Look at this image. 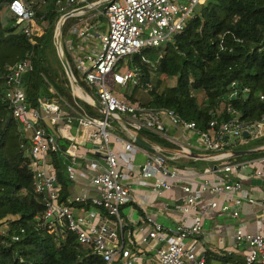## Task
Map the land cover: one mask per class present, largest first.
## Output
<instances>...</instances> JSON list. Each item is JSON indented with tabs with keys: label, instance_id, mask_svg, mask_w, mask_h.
I'll return each instance as SVG.
<instances>
[{
	"label": "built area",
	"instance_id": "1",
	"mask_svg": "<svg viewBox=\"0 0 264 264\" xmlns=\"http://www.w3.org/2000/svg\"><path fill=\"white\" fill-rule=\"evenodd\" d=\"M44 0H13L8 4L15 25L22 27L25 36H40L42 30L36 26L34 7ZM213 0H65L60 11L62 15L54 27V42L57 36L62 40V27L69 18H81L96 10V14L79 20L70 27L84 50L82 57L75 60V68L81 74L83 82L93 95L83 91L72 74L68 78L72 95L95 109L100 115L90 117L80 109L77 101L74 104L56 96L52 100L40 102V110L31 109L27 103L22 78L33 66L25 58L10 68L4 98L11 110V116L19 124L22 133L28 139L30 170L33 173L34 191L44 196L43 224L51 233L67 231L73 234L79 245H89L101 260V264H207L204 254L196 255L193 245L203 233L200 220L190 226L185 219L197 211V206L204 194L209 196L206 207L218 216L239 218V212L229 205L240 206L243 203H256L243 182L236 178L239 172L255 167L251 178L264 182V156L257 160L232 161V153L224 148L233 141L264 138V111L254 121L242 118L240 111L232 107H221L212 114L205 130H200L194 122L186 121L167 108H152L133 104L123 95L115 96L107 86V78L112 85L122 88L129 95L130 86L140 85V72L127 61V68L120 73L125 57H130L144 48H157L169 42L175 35L183 32L186 23L192 18L195 10ZM107 2L102 10L98 4ZM96 17L106 21V31L95 33ZM41 31H40V30ZM63 45V43H62ZM66 48L73 51L71 42L65 41ZM75 54V52H73ZM72 73V72H71ZM236 82L231 83L228 98L231 100L246 99L250 90L240 88ZM79 89L82 95L75 93ZM124 94V93H123ZM264 103V94L259 95ZM95 103L99 108L95 107ZM226 114L227 118H224ZM109 120L118 123L122 136L113 135L109 130ZM165 120L180 135H171ZM44 123V124H43ZM75 129V137L72 134ZM246 132L247 136H243ZM165 140L171 150L152 141L144 135ZM195 140L193 141V139ZM112 140V143H111ZM139 141L142 145H138ZM92 146L90 151L97 155L91 166L95 174L89 181L97 190L96 196L89 198L76 196L67 203L59 202L56 175L49 162L51 153H61L70 159L66 164V175L70 181L75 177V159L79 158L80 143ZM113 144V146H111ZM146 145L147 149H144ZM63 146V147H61ZM63 148V149H61ZM264 150V145L257 148ZM256 149V150H257ZM124 154V162L118 160L119 152ZM144 154V161L136 166L135 155ZM170 152V153H169ZM192 154H197L192 157ZM199 156V157H198ZM203 158L218 167L211 168L210 173L217 174L211 180L202 179L193 190L191 184L196 182V174L188 168L177 167L182 159ZM190 168V167H189ZM138 186H150L160 195L171 188L180 187L184 197L177 207L184 220L176 222L172 229L164 227L149 216L144 220L149 226L148 233L142 238L147 244L153 240L156 244L149 259L136 249L130 239V233L124 236L127 224L121 218V209L132 202V182ZM151 182V184L149 183ZM222 196L227 201L218 206L216 197ZM70 204L89 205L84 213L75 214ZM264 209V200L260 201ZM23 232V231H21ZM237 245H243L244 264H264V233L249 234L241 225L234 232ZM17 241L18 237H12Z\"/></svg>",
	"mask_w": 264,
	"mask_h": 264
},
{
	"label": "trees",
	"instance_id": "2",
	"mask_svg": "<svg viewBox=\"0 0 264 264\" xmlns=\"http://www.w3.org/2000/svg\"><path fill=\"white\" fill-rule=\"evenodd\" d=\"M11 1L0 0V264H101L92 246L79 245L67 231L51 233L43 224L45 198L34 191L27 154L30 145L4 98L10 68L28 58L33 68L23 76L22 85L31 109L40 110V102L57 95L71 105L78 102L72 95L54 42V27L63 13L62 3L57 2L65 0H44L35 5L34 20L42 34L32 38L15 25L8 8ZM78 20L69 18L63 24V51L78 86L90 95L75 68V60L82 57L84 50H80L77 38L69 33ZM66 40H70L73 51L66 48ZM129 65L140 72V85L135 88L151 95V104L145 106L170 109L182 119L194 122L200 130L207 128L212 114L221 107H232L241 112L243 119L254 121L264 111V103L259 100V95L264 94V0H213L200 6L182 33L162 46L134 53L129 57ZM169 78L174 79V85L164 87V80ZM233 82L250 90L246 99L228 98ZM123 98L130 100L127 93ZM78 105L88 116H98L90 106L82 107L79 102ZM144 136L164 148L170 147L163 139ZM248 141H233L224 150L241 152L264 145V138ZM260 156H264V150L257 149L235 158ZM49 162L56 175L59 202L67 203L70 197L67 160L61 153H51ZM195 162L199 161L186 165ZM179 165L176 166L181 169L189 168ZM78 207L87 209L89 205ZM14 236L17 241L12 239ZM204 256L207 264L214 257L209 252ZM219 260L224 264H244L243 258L234 254Z\"/></svg>",
	"mask_w": 264,
	"mask_h": 264
},
{
	"label": "crops",
	"instance_id": "3",
	"mask_svg": "<svg viewBox=\"0 0 264 264\" xmlns=\"http://www.w3.org/2000/svg\"><path fill=\"white\" fill-rule=\"evenodd\" d=\"M165 125L168 126V130L171 135H180V133L175 130L167 120H165ZM44 124V123H43ZM72 134L77 137L79 134H76L75 129H72ZM144 139L149 140L144 136ZM248 142H251L253 140L248 139ZM150 141V140H149ZM153 142V141H152ZM80 147H78V152L80 157L75 159V177L73 181H70L69 186V199H73L76 196H83V197H91L97 195V190L94 186L90 184V177L93 176L96 172L91 166L92 160L97 159V155L93 154L90 151V147H88L89 144H83L80 143ZM147 146L144 145V149ZM169 147V146H168ZM259 148V147H258ZM167 151L171 150L170 148H166ZM254 150H248V151H255ZM243 152V151H241ZM170 153V152H169ZM251 153V152H250ZM197 155V154H195ZM241 155H248V154H237L234 155L232 153V161H248V160H257L260 159L263 156L260 157H252L247 159H237L235 158ZM196 157V156H195ZM199 157V156H198ZM64 159L67 160L66 164H69L71 161L68 158ZM121 162H124V159H119ZM144 161V154L137 153L135 155V164L136 166L141 165ZM199 161L203 163L201 167H195L193 164L186 165L188 162H194ZM195 162V163H199ZM182 166H189L188 170L192 174H196L199 176L196 180V182L191 184V188L193 190L197 189V182L202 179H208L211 180L217 176V174H213L215 172L210 173L211 168H215V166L218 165V163H212L210 161H207L205 159H182L177 164ZM255 164V163H254ZM256 164H261V162L256 161ZM179 165V166H180ZM262 165V164H261ZM218 167V166H217ZM257 167H250L247 170H242L239 172V175L236 177L240 179L244 186L245 191L252 195V197L255 199L256 203L248 204L243 203L240 206H234L231 202L229 203L230 207L233 210H236L239 212V218L233 219L229 216H218L216 214H213L209 211V209L206 207V203L209 199V196L204 194L202 198L200 199L197 211L191 213V215L187 218H184L182 214L179 213L177 210V207L180 206L183 202V193L180 189V187L175 186L171 188L170 190L164 191L161 195L156 194L157 197H160L161 200H154V192L152 191L150 186L142 187L139 190L137 181L132 182V193L131 196L134 199L132 202V205H134L133 211L127 209L129 207L127 204L121 209V218L124 220V222L127 224L126 228L124 229V236L126 238V233H130V239L134 243V246L136 249H139L143 252V254L149 259L151 255H153V250L156 246L155 242L153 240H150L147 244L142 243V238L145 237L148 233L149 226L144 220L145 216H149L154 221L162 224L164 227L168 229H172L174 227V224L176 222H180L185 219V225L190 226L193 224L195 220H200L202 225L203 233L199 238L198 244L193 245V251H197L195 253L196 255L204 254L205 252H209L213 259L209 261V264H224V261H220L219 259H222L225 255H240L241 258L244 256V249H246L243 245H237V243L234 240V232L238 225H241L244 230L249 234H258V233H264V209L260 204V201L264 200V182L258 181L255 178L250 177V173L252 170ZM151 184V182H149ZM218 206H223L227 203L228 200H226L222 196H217L216 198ZM79 205H76L72 207L75 214H81L85 212L84 207H78ZM89 208V207H88ZM87 208V209H88ZM135 214L136 219L134 221L130 220L131 215ZM184 218V219H183ZM218 258V259H216Z\"/></svg>",
	"mask_w": 264,
	"mask_h": 264
},
{
	"label": "rangeland",
	"instance_id": "4",
	"mask_svg": "<svg viewBox=\"0 0 264 264\" xmlns=\"http://www.w3.org/2000/svg\"><path fill=\"white\" fill-rule=\"evenodd\" d=\"M103 7H104V6H99L98 9H99V10H102ZM96 10H97V9L92 10L91 12H89L88 14H86L85 16H83V17H81V18H78V19L81 20V19H84V18H86L87 16H90V15H92V14L94 15V14L97 13ZM4 17H5V16H4ZM79 20L77 21V23L79 22ZM101 21H103V23H102ZM93 22L95 23V28H96L95 33H100V32H101V31H100L101 28H102V29H106V21H105L104 18H102V20H101L99 17H96V18L93 20ZM100 26H101V28H100ZM39 30H40V29H39ZM40 31H41V30H40ZM69 41H70V40H67V45H68V42H69ZM64 42H65V41H64ZM78 42H79V41H78ZM65 46H66V45H65ZM55 48H56V47H55ZM128 60H129V57H125V58L123 59V61H122L123 66L119 69V72H120V73H122V72H124V71L126 70V68H127V66H128V64H127V61H128ZM173 85H174V79H170V78H169V79L164 80V85H163L164 87H166V86L170 87V86H173ZM107 86H108V88L111 90L112 94L115 95V96H119L120 94L123 95V93L126 94V90H125V92H124V90H123L122 88H119V87H117V86L112 85L111 80H110L109 78H107ZM75 90H77V89H75ZM71 91H72V89H71ZM79 92H80V91H79ZM128 92H129V98H130L129 101H131L133 104H136V103H139V104H141V105H149V104H151V95H150L147 91H145V90H143V89H140V88L136 89V88H134L133 86H130ZM89 93H90V95L92 94V95L94 96L93 99L96 100V99H95L96 97H95L93 91H90ZM81 94H82V93H81ZM199 98H201V95H198V99H199ZM78 102L81 104L82 107H86L84 103L80 102V100H78ZM97 115H98L97 118H99L100 115H99V114H97ZM109 123H110V126L112 127V128H110L109 131H110L113 135H116V136H122L118 123L115 122V121H112V120H109ZM194 140H195V138L193 139V141H194ZM111 143H112V140H111ZM111 146H113V144H111ZM88 147L91 148L92 146L88 145ZM240 147H241V146H239V148H240ZM235 150H237V148H233V151H235ZM27 154L29 155V152H27ZM117 157H118L119 159H124V154L120 151V152H119V155H117ZM121 162H122V161H121ZM194 164H195V165H194ZM193 165H194L195 167H201V166L204 165V164L201 163V162H199V163H193ZM254 166L259 168V164H254ZM141 188H142V187H139V190H144V189H141ZM162 193H163V192H162ZM162 193H161V194H162ZM161 194H160V195H161ZM157 196H158V195H157ZM157 196H156V194H154V196H153V197H154V200H161V198H160V197H157ZM128 206H129V207H127V209L129 210V212H130V210L133 211V209L135 208L134 205H132V203L129 204ZM135 219H136V215L132 213V215H131V217H130V220H131V221H134ZM198 242H199V240H197V244H198ZM195 253H197V251H195Z\"/></svg>",
	"mask_w": 264,
	"mask_h": 264
},
{
	"label": "water",
	"instance_id": "5",
	"mask_svg": "<svg viewBox=\"0 0 264 264\" xmlns=\"http://www.w3.org/2000/svg\"><path fill=\"white\" fill-rule=\"evenodd\" d=\"M106 3L107 2H102V3L98 4V6H102V5L106 4ZM56 51H57L58 57H59V59L61 61V65L63 66V69L65 71V74H66L67 78H72V73H71L70 67L68 65V61H67V59L65 57L64 51H63V45H62V40H61L60 36H57V38H56ZM95 107L99 108L97 103H95ZM243 136L244 137L247 136L246 132H243ZM137 144L138 145H142L139 141H137ZM250 152H252V151L231 152V153H233L234 155H237V154H249ZM191 156L195 157L196 155L192 154Z\"/></svg>",
	"mask_w": 264,
	"mask_h": 264
},
{
	"label": "bare ground",
	"instance_id": "6",
	"mask_svg": "<svg viewBox=\"0 0 264 264\" xmlns=\"http://www.w3.org/2000/svg\"><path fill=\"white\" fill-rule=\"evenodd\" d=\"M77 89V88H76ZM80 90L79 89H77V90H75V93H77V94H79V95H82L83 96V94H81V91L79 92Z\"/></svg>",
	"mask_w": 264,
	"mask_h": 264
}]
</instances>
